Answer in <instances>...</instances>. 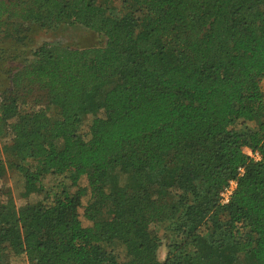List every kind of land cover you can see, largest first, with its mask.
<instances>
[{
    "label": "trees",
    "instance_id": "trees-1",
    "mask_svg": "<svg viewBox=\"0 0 264 264\" xmlns=\"http://www.w3.org/2000/svg\"><path fill=\"white\" fill-rule=\"evenodd\" d=\"M64 24L106 42L31 46ZM0 44V180H55L3 192L0 264H264V0H0Z\"/></svg>",
    "mask_w": 264,
    "mask_h": 264
},
{
    "label": "rangeland",
    "instance_id": "rangeland-1",
    "mask_svg": "<svg viewBox=\"0 0 264 264\" xmlns=\"http://www.w3.org/2000/svg\"><path fill=\"white\" fill-rule=\"evenodd\" d=\"M106 42V37L89 30L78 24H64L54 30H41L34 37V42L31 43L32 47L36 50L39 46L44 43L51 44H60L67 45L71 47L87 48L93 46L104 45ZM0 46H2L0 44ZM31 47V48H32ZM17 64L9 62L8 60L2 61L0 57V86L4 88L7 83V72L9 69L14 68ZM39 97V96H38ZM41 101L43 102L46 99V95L40 93ZM33 99H31L30 104L33 105ZM51 114H54L53 106H51ZM93 116L89 115L85 124L82 127L81 133L85 138L89 137V126L92 121ZM126 177L122 178V182H125ZM55 180L52 177H48L44 180L45 190L42 192H32L26 194L27 181L26 179L17 171L9 169L6 176L0 180V199L4 198L5 191L9 190L16 205L21 207L27 203H35L38 201H44L47 199L46 195L48 190L51 189ZM82 186L88 185V180L86 177H83L80 181ZM90 199V195H87L83 198V206L80 208V215L83 221V224L88 226L92 225V219L88 218L85 213V206L87 205ZM152 229L161 237L162 244L159 248L158 254L159 258L163 260L166 256L168 250V244L170 242V234L164 226L152 225ZM118 252L120 258L125 257V250L123 247H118ZM11 261L13 264H28L27 258L25 255L20 256H11Z\"/></svg>",
    "mask_w": 264,
    "mask_h": 264
},
{
    "label": "built area",
    "instance_id": "built-area-1",
    "mask_svg": "<svg viewBox=\"0 0 264 264\" xmlns=\"http://www.w3.org/2000/svg\"><path fill=\"white\" fill-rule=\"evenodd\" d=\"M245 152H246V154L251 158V159H253V160H255V161H259V160H261V154H260V152L259 151H257V150H253V149H251V148H246L245 149ZM239 173L240 174H243L244 173V168L243 167H240L239 168ZM236 186H237V180L236 179H233V180H231L230 181V183L223 189V191L221 192V202L223 203V204H227L229 201H230V199H231V197H232V195H233V193H234V191H235V189H236Z\"/></svg>",
    "mask_w": 264,
    "mask_h": 264
}]
</instances>
